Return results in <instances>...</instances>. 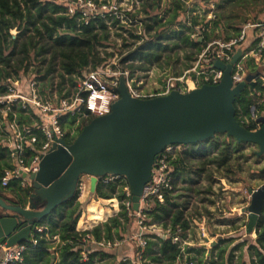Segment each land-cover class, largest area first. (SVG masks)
<instances>
[{"label":"trees","instance_id":"trees-1","mask_svg":"<svg viewBox=\"0 0 264 264\" xmlns=\"http://www.w3.org/2000/svg\"><path fill=\"white\" fill-rule=\"evenodd\" d=\"M146 1L145 10L155 11L161 8L162 0ZM202 1L209 4L213 0ZM260 1L221 0L216 3L217 12L214 13V19L207 20L206 15H203L199 21L198 16H193L191 26H186L190 33L186 34L182 29L185 27L182 15L187 12L186 1L172 0L166 8V13H171L167 19L160 15L148 14L145 19L141 20L146 37L138 43L141 38L134 35L131 28L126 29L120 19L115 17L98 16L85 25L79 22L77 17L68 16L64 5L55 1L0 0V96L8 93L7 81L21 79L31 66H34L33 72L36 74H41V67L46 66L42 75L37 76L41 80L59 72L58 94L62 97L69 96L72 91H67V84L75 89L84 71L96 70L104 66L114 55L105 50L110 46L109 40L113 28L123 33L130 32L128 39L123 40V47L128 48V51L120 63L125 64L131 60L132 63L127 65V68L132 74L136 70L146 71L150 66L156 65L161 69H171L174 75H180L193 67L192 62L197 60L198 55L213 38L224 36V40L229 41L240 34L247 22L261 18H240L241 15H247L245 10ZM127 17L134 23L133 20H136L137 15L128 13ZM107 21H111V24ZM202 24L204 25L202 41L193 39L191 35L195 33V28ZM12 30L18 31L16 37H13ZM117 36L122 37V35ZM180 42L187 44L191 50L185 53L187 63L178 71ZM102 48L104 55H102ZM242 64L246 70L257 69V65L251 58L243 61ZM262 77L257 79L254 88H246L235 101L236 118L248 130H256L260 127L254 120L253 114L260 116V113L264 112V101H262L264 80ZM53 81L54 77H51L49 81L51 85ZM13 111L17 113L20 123L31 124L33 122L32 118L24 114L21 107H14ZM13 114L9 112L8 117L13 118ZM32 116L37 117L33 112ZM93 119L89 116L76 125L75 118L62 117L60 125L65 131V141L71 144L82 128ZM246 120L249 122L247 123ZM45 141V138L38 133V142L35 144L34 151H28L24 158L25 166H28L33 157L40 152ZM215 141L216 137L188 145L187 150L178 154L176 160L172 162L174 191L177 177L188 168L192 161H199V174L205 173L209 166H214L217 171L223 173L225 178H231L243 172V162L239 159L245 158L246 161L247 157L243 154V150L239 149L242 143L235 141L236 146L232 150L231 143L225 139L215 156L210 157L208 154H203L202 147L207 143L215 145ZM234 156H238L237 159H234ZM253 156L259 158L255 153ZM13 168L14 163L9 150L0 145V197L9 204L26 207L28 199L35 190L31 183L23 185L22 177H15L6 187L1 185L2 178ZM122 180L108 183L99 181L95 192L92 193L98 199L117 198L121 202V211L118 215L91 230L77 231V223L85 208V204L79 201L81 187L78 185L73 197L65 200L57 210L38 222V227L42 228V232L33 233L32 239L37 241L35 245L32 241L25 243L28 250L20 264H109L106 261L109 258L114 259L111 264H127L123 262V259L127 257H124L126 254L121 253V259H118L119 251L116 254L110 252L114 248L119 250L118 245L105 248L95 244L102 240L113 243L115 235L118 239H123L122 232L129 234L136 227V217L132 214L133 207L127 209L123 204L126 184ZM174 198L173 194L167 193L164 203L154 200L147 211V225L158 222L164 228L170 227L172 233L152 235L154 239L147 242L143 256L153 264H175L181 256V251L173 243L172 235L178 227L183 230L190 228V220L185 215L186 202H178ZM256 233L253 239L246 233L249 236L230 250L220 249L219 245H215L207 261L203 260L204 256L197 257L196 254H200L201 249L186 247L188 253L196 252L195 255L189 257V260L194 261L195 264H248L244 258L246 248L249 264H264V210L256 226ZM215 250L216 254L213 253ZM238 250L241 252V258L235 262L234 253ZM140 251L141 248L138 246L137 253ZM117 260L121 261L116 263Z\"/></svg>","mask_w":264,"mask_h":264},{"label":"water","instance_id":"water-1","mask_svg":"<svg viewBox=\"0 0 264 264\" xmlns=\"http://www.w3.org/2000/svg\"><path fill=\"white\" fill-rule=\"evenodd\" d=\"M242 55L239 49L230 63L215 61L214 68L224 72L222 80L187 93L172 91L164 96L135 98L122 78L119 98L109 114L94 117L71 144L58 139L41 155L35 174H22L35 189L26 207L9 204L0 197V248L29 242L38 222L75 195L83 176H89L92 193L99 178L124 177L133 211H138L144 188L152 179L153 166L167 146L194 145L222 134L238 143L255 145L256 156H263L264 115L256 119L260 124L256 130H248L236 118V99L246 88H254L261 74L259 68L247 72L245 80L234 86L232 71ZM250 195V205L243 209L248 214V234L256 232L264 210V184Z\"/></svg>","mask_w":264,"mask_h":264},{"label":"built area","instance_id":"built-area-1","mask_svg":"<svg viewBox=\"0 0 264 264\" xmlns=\"http://www.w3.org/2000/svg\"><path fill=\"white\" fill-rule=\"evenodd\" d=\"M61 4L66 8V14L68 16L77 17V20L85 25L91 23L98 16L103 18L106 16L115 17L120 19L121 22L125 19L129 24L133 23L128 20L127 15H117L116 6L102 5L99 8L94 0H63ZM100 9L113 10L115 15L100 14L98 11ZM142 27L143 23L140 20L139 27H136V31L133 33L141 38V41H143V38L145 39V31ZM239 49H242L243 55L232 71L234 86L243 82L247 75L246 69L242 64L244 59H253L257 66L264 63V17L247 22L242 27L240 34L229 41L209 42L198 55L196 63L191 69L184 71L178 76L168 77L160 89L145 90L143 84L144 78L136 76L137 70L135 74H132L130 69L127 68V65L132 63L131 60L125 64L119 63L118 67H116L115 63L107 62L106 65L96 70L89 69L84 71L79 78L74 92L67 97L60 96L57 103H53L51 100H43L38 90V85L34 80L29 82L27 86L28 92L18 90L19 80L7 81L8 93L0 96V145H3L9 150L14 168L8 171L2 178V187H6L11 179L22 177L23 173H26L28 177L31 174H35L39 169L41 155L47 153L53 143L57 142L58 139L65 140V131L60 125V119L62 117H73L76 120L75 124L78 125L89 116L94 118L109 114L113 103L119 98L118 87L122 78L125 81L129 94L135 98L148 99L164 96L172 91L187 93L203 84H218L222 80L224 72L214 68V62L221 61L225 64L230 63L234 53ZM191 73L196 78H190ZM259 77L262 76L260 75ZM258 78L255 80L257 81ZM262 79L264 80L263 77ZM14 107H21L24 114L32 118L33 122L31 124L27 122L20 123L17 113L13 111ZM9 112L14 113L13 118L8 117ZM32 112L37 117L32 116ZM261 113L264 115V112ZM256 115L254 113L253 118ZM258 125L260 126V124ZM38 133L46 141L40 152L33 157L30 164L25 166L24 158L28 151H34L35 144L38 142ZM182 147L184 145L167 146L159 154L153 166L152 179L145 186L140 198L139 210L134 214L136 217V227L133 231L132 240L136 241L141 248V251L133 257L134 264H153L147 257L143 256L147 242L154 239L152 235L161 234L162 232L161 235L172 234L170 227L162 230L158 222L147 225L146 219L148 217L147 211L150 209L154 200L164 203L165 194H173L175 192L172 162L176 160ZM116 180H122L126 184L124 186L125 199L123 204L129 209L132 206V200L127 180L118 175H106L103 178H99V181L103 183ZM29 183L30 181L28 179H23V185ZM76 230L86 231L89 229L82 228L79 230L76 226ZM187 230L178 227L172 235L173 243L181 251V256L176 260L175 264H195L194 261L189 260L190 254L185 252V245H190L188 240L184 238ZM35 232L41 233L42 228L37 227ZM32 237L33 233L30 241L35 245L37 241L35 239L33 240ZM93 243H95L94 240ZM95 244L105 248H112L118 245L115 241L112 243L105 240ZM27 250L28 246L25 243L11 248L4 247L0 264L22 263ZM131 259L132 257L127 256L123 260L132 262Z\"/></svg>","mask_w":264,"mask_h":264},{"label":"rangeland","instance_id":"rangeland-1","mask_svg":"<svg viewBox=\"0 0 264 264\" xmlns=\"http://www.w3.org/2000/svg\"><path fill=\"white\" fill-rule=\"evenodd\" d=\"M61 3L63 0H50ZM97 7L102 5L116 6L117 15H127L128 13L132 15H137L136 20H133V24L123 20L122 24L125 25L126 29L136 31V27H139L140 20L147 17L148 14L160 15L167 19L168 15L171 13H166L167 9L172 0H162L161 8L153 11L152 9H146V0H94ZM187 12L183 16V23L185 27L182 29L184 33L189 34L187 27L191 26V21L193 16H198L199 21L203 15H206L207 20L214 19V13L217 12L216 3L221 0H213L211 3L206 4L202 0H185ZM252 8V9H251ZM248 10H245L247 15H241L240 18L247 17L249 19L254 17H264V0L257 2L256 5L252 6ZM100 14L103 15H115L113 10L110 9H100L98 10ZM218 16V15H217ZM111 24V21H107ZM187 26V27H186ZM203 24L195 28V33L191 35L193 39H198L202 41L203 37ZM143 28V27H142ZM13 37L18 35V31H11ZM130 33V32H128ZM123 33L116 28L111 29V38L109 40V47L105 50L108 53H113L114 55L109 59L108 63H115L118 67L120 60L127 54L128 48L123 47V40L128 39L129 34ZM217 33H220L217 31ZM117 35H122L119 37ZM146 37V34H144ZM201 38V39H200ZM224 36H219L218 38H213V41H225ZM142 42V41H140ZM138 42V43H140ZM180 53V64L177 67L179 71L182 69L183 65L187 63L185 59V53H189L191 48L187 44L180 42V47L178 48ZM102 55H104V49H101ZM248 58L244 59L247 60ZM37 64V62H35ZM196 61L192 62L195 65ZM106 65V64H105ZM244 66V65H243ZM261 70V76L264 77V63L257 66V69ZM41 74L34 73V66H31L29 70L22 75L19 80L18 90L23 92H28L27 86L30 81H36L38 85V90L41 93L43 100H51L53 103H57L60 99L58 94V82L60 81L59 72H55L53 76L46 77L41 80L37 76L42 75L46 66L41 67ZM91 70V69H90ZM138 71V70H137ZM136 71V76L142 77L145 90L160 89L163 87L165 80L170 76H178L172 73L171 69H161L156 65L150 66V68L144 72ZM251 70H246L250 72ZM135 74V73H134ZM190 78H196L192 75ZM54 77L53 85H51L50 79ZM137 80V79H136ZM14 81V80H11ZM256 81V80H255ZM79 82V79H78ZM66 89L74 92V87L66 85ZM74 89V90H73ZM264 101V99H262ZM260 116H263L262 113ZM259 117L257 114L254 120ZM248 123L249 120H246ZM226 140L231 143V149H235V140L233 138H228L226 135H217L215 145L207 143L202 147L203 154H208L210 157L215 156L221 144ZM243 150V154L247 157V160L239 159L243 162V172L239 173L237 176L231 178H225L222 172L215 169L214 166H209L206 172L199 174L198 170L200 168L199 161H192L188 165L181 175L177 177V182L175 186V192L173 196L175 201L186 202L185 215L190 220V228L184 234V238L188 240L189 244L185 245V252H187L186 247H194L196 249H201L200 254L196 252H190V256L197 255L198 258L204 256L203 260L207 261L208 255L212 253V249L215 245H219L220 249L228 248L232 249L235 245L245 240L249 235L251 239L255 238L257 233L254 231L248 236L246 235V227L248 224V214L243 211L246 207L250 205L251 197L250 191L258 189L264 184V155L255 158L253 154L258 151V147L249 143H242L239 148ZM187 150V146L184 145L180 149L181 152ZM180 152V153H181ZM179 153V154H180ZM238 156H234L237 159ZM209 175V178H208ZM105 177V176H103ZM102 177V178H103ZM84 180V181H83ZM82 183L80 184L81 191L79 193V201L85 204L83 212L86 214H81L77 228L79 230L83 229H93L94 227L107 222L111 217L119 214L121 211V202L117 198L112 199H98L95 194L90 191V179L89 176H83ZM211 191V192H208ZM152 206V205H151ZM130 209V208H129ZM82 212V213H83ZM137 212V211H136ZM135 214V211L132 212ZM84 218V219H83ZM84 221V222H83ZM83 222V223H81ZM167 223L169 221H166ZM164 230V226H160ZM132 230L129 234L122 232L121 235L124 236L123 239H118L115 235V243H118L120 247L119 250L111 249L110 252L116 254L119 251L118 259H121V253L126 254L125 256L132 257L131 261H125L127 264H134L135 261L133 257L137 253L138 243L132 240L133 235ZM163 233V232H162ZM161 233V234H162ZM126 235V236H125ZM56 246V244H54ZM117 248V247H116ZM156 248V247H155ZM244 258L249 264L247 257V249H244ZM216 250L213 252L216 254ZM188 253V252H187ZM243 253V252H242ZM235 262H238L241 258L240 250L234 253ZM106 261L111 264L114 259H106ZM121 260H117L118 263ZM219 261V260H217Z\"/></svg>","mask_w":264,"mask_h":264},{"label":"crops","instance_id":"crops-1","mask_svg":"<svg viewBox=\"0 0 264 264\" xmlns=\"http://www.w3.org/2000/svg\"><path fill=\"white\" fill-rule=\"evenodd\" d=\"M90 179V178H89ZM83 180V179H82ZM84 181V180H83ZM81 184H83V183H81ZM4 200V199H3ZM5 201V200H4ZM7 202V201H6ZM8 203V202H7ZM2 213V209H0V214ZM84 214H86L85 212H83ZM56 242H58V241H56ZM3 246L0 248V260H1V258H2V254H3Z\"/></svg>","mask_w":264,"mask_h":264}]
</instances>
